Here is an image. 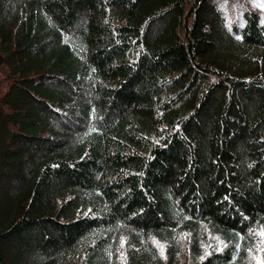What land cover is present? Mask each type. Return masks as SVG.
<instances>
[{"label": "trees", "instance_id": "1", "mask_svg": "<svg viewBox=\"0 0 264 264\" xmlns=\"http://www.w3.org/2000/svg\"><path fill=\"white\" fill-rule=\"evenodd\" d=\"M261 18L0 0V264H264Z\"/></svg>", "mask_w": 264, "mask_h": 264}, {"label": "rangeland", "instance_id": "2", "mask_svg": "<svg viewBox=\"0 0 264 264\" xmlns=\"http://www.w3.org/2000/svg\"><path fill=\"white\" fill-rule=\"evenodd\" d=\"M216 3L219 9L222 10L224 16L229 23L241 19V14L245 9L254 11L259 14L262 18L261 21L264 24V0H212ZM3 192V188L0 187V193ZM264 234H261V237ZM212 238V239H211ZM211 242H215L216 245L221 242L211 237ZM157 248L160 253H163V245L157 244ZM248 264H260V256L258 254L248 255Z\"/></svg>", "mask_w": 264, "mask_h": 264}, {"label": "water", "instance_id": "3", "mask_svg": "<svg viewBox=\"0 0 264 264\" xmlns=\"http://www.w3.org/2000/svg\"><path fill=\"white\" fill-rule=\"evenodd\" d=\"M1 60H2V58H1V56H0V63H1Z\"/></svg>", "mask_w": 264, "mask_h": 264}, {"label": "snow or ice", "instance_id": "4", "mask_svg": "<svg viewBox=\"0 0 264 264\" xmlns=\"http://www.w3.org/2000/svg\"><path fill=\"white\" fill-rule=\"evenodd\" d=\"M262 7H264V6H262Z\"/></svg>", "mask_w": 264, "mask_h": 264}]
</instances>
